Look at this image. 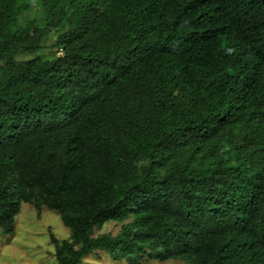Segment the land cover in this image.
<instances>
[{"label": "trees", "instance_id": "1", "mask_svg": "<svg viewBox=\"0 0 264 264\" xmlns=\"http://www.w3.org/2000/svg\"><path fill=\"white\" fill-rule=\"evenodd\" d=\"M23 204L59 264H264V0H0V234Z\"/></svg>", "mask_w": 264, "mask_h": 264}, {"label": "rangeland", "instance_id": "2", "mask_svg": "<svg viewBox=\"0 0 264 264\" xmlns=\"http://www.w3.org/2000/svg\"><path fill=\"white\" fill-rule=\"evenodd\" d=\"M122 223L110 222L95 231V236L103 233L118 234ZM70 229L61 215L44 208L41 214L30 204H23L16 217L15 231L11 235L0 234V264H59L55 256V243L68 239ZM82 264H130L117 262L104 251L87 255ZM141 264H186L180 260L167 262L146 261Z\"/></svg>", "mask_w": 264, "mask_h": 264}]
</instances>
